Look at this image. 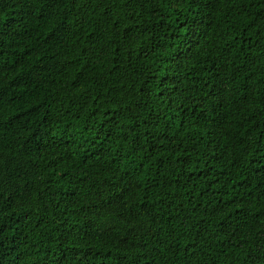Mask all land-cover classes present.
Returning a JSON list of instances; mask_svg holds the SVG:
<instances>
[{
  "label": "trees",
  "instance_id": "16d2710c",
  "mask_svg": "<svg viewBox=\"0 0 264 264\" xmlns=\"http://www.w3.org/2000/svg\"><path fill=\"white\" fill-rule=\"evenodd\" d=\"M0 264H264V0H0Z\"/></svg>",
  "mask_w": 264,
  "mask_h": 264
}]
</instances>
